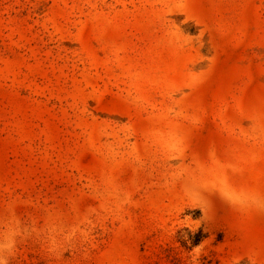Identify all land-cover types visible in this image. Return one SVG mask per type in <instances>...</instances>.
<instances>
[{
  "label": "rangeland",
  "instance_id": "rangeland-1",
  "mask_svg": "<svg viewBox=\"0 0 264 264\" xmlns=\"http://www.w3.org/2000/svg\"><path fill=\"white\" fill-rule=\"evenodd\" d=\"M0 264H264V0H0Z\"/></svg>",
  "mask_w": 264,
  "mask_h": 264
}]
</instances>
